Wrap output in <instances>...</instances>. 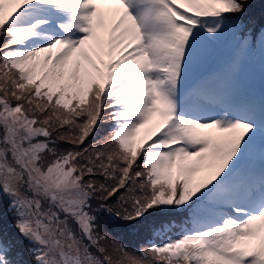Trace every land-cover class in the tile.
<instances>
[{
    "label": "snow or ice",
    "instance_id": "1",
    "mask_svg": "<svg viewBox=\"0 0 264 264\" xmlns=\"http://www.w3.org/2000/svg\"><path fill=\"white\" fill-rule=\"evenodd\" d=\"M0 264H264V0H0Z\"/></svg>",
    "mask_w": 264,
    "mask_h": 264
},
{
    "label": "rangeland",
    "instance_id": "2",
    "mask_svg": "<svg viewBox=\"0 0 264 264\" xmlns=\"http://www.w3.org/2000/svg\"><path fill=\"white\" fill-rule=\"evenodd\" d=\"M260 6L257 5L256 11L259 12ZM210 56H215L208 62V66L212 69L222 71L224 69L225 61L227 59V49L226 47L219 50L216 53L211 54ZM251 64L247 67L244 73L240 76L243 77L246 85L254 87L257 91L260 87V69L258 61H249ZM245 62H242L235 71H240L243 68H246ZM103 131V129H102ZM118 222V221H117ZM10 221L6 222L8 228H10ZM122 226L124 228H122ZM103 231H107L111 234V237L123 240L129 245V247L135 246L138 242L136 240L137 231H134L132 226H125L122 224L114 225L110 220H105L103 223ZM178 233H171L175 236Z\"/></svg>",
    "mask_w": 264,
    "mask_h": 264
},
{
    "label": "trees",
    "instance_id": "3",
    "mask_svg": "<svg viewBox=\"0 0 264 264\" xmlns=\"http://www.w3.org/2000/svg\"><path fill=\"white\" fill-rule=\"evenodd\" d=\"M180 218H176L175 220H173V223H174V225H175V229H180L182 226H181V224L178 222V220H179ZM105 220H110L114 225H118V224H122V225H124L122 222H120V221H116L115 219H113V218H108V219H105ZM5 227H7V225L5 224ZM8 228V227H7ZM122 228H124L123 226H122ZM171 233H177V231L176 230H172L171 231ZM141 239V236L138 234V232H137V237H136V240H137V242H139V240Z\"/></svg>",
    "mask_w": 264,
    "mask_h": 264
}]
</instances>
